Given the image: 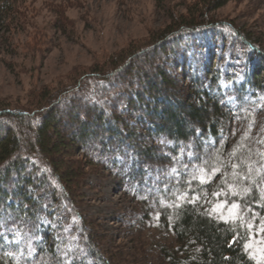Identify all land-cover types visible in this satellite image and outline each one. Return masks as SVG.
I'll use <instances>...</instances> for the list:
<instances>
[{
    "label": "trees",
    "instance_id": "trees-1",
    "mask_svg": "<svg viewBox=\"0 0 264 264\" xmlns=\"http://www.w3.org/2000/svg\"><path fill=\"white\" fill-rule=\"evenodd\" d=\"M20 1L0 0L1 22L16 18ZM229 1L193 4L106 67L45 87L30 102L0 104V264H114L79 200L88 174L67 159L77 149L91 166L120 169L142 204L140 228L169 229L165 264H264L249 246L264 226V107L255 94H264V49L210 15ZM209 30L234 39L233 51L215 43L204 65L196 56L191 65L170 63ZM236 51L253 62L231 90L232 106L220 82L232 78L237 65L226 63ZM60 205L59 227H44Z\"/></svg>",
    "mask_w": 264,
    "mask_h": 264
},
{
    "label": "rangeland",
    "instance_id": "rangeland-1",
    "mask_svg": "<svg viewBox=\"0 0 264 264\" xmlns=\"http://www.w3.org/2000/svg\"><path fill=\"white\" fill-rule=\"evenodd\" d=\"M202 1L21 0L14 9L16 18L0 21V104L5 100L30 102L45 87L54 88L94 66L106 67L114 56L151 38L172 23L173 16L186 13L189 6ZM210 15L233 21L258 37L257 45L264 49V0H231ZM215 43L222 46L219 49L227 46L229 50L234 39L223 31H205L176 50L177 55L172 53L170 63L176 65L180 60L190 64L196 56L204 65L209 62L208 50ZM252 62L247 54L236 51L234 59L226 63H235L236 70L231 71V79L220 82L223 91L246 82ZM172 70L180 73L178 67ZM179 85L188 86L184 78L179 79ZM260 92L255 93L258 109L264 107V94ZM227 100L235 106L232 91ZM68 131L63 132L65 136ZM67 159L79 161L88 174L79 200L94 226L95 238L101 241L103 253L114 264H165L160 246L172 239V233L149 223L140 228L142 204L125 185L120 169L91 166L79 149ZM61 212L60 205L53 220L44 217V227L57 229L63 219ZM249 246L261 260L264 226L254 232Z\"/></svg>",
    "mask_w": 264,
    "mask_h": 264
}]
</instances>
